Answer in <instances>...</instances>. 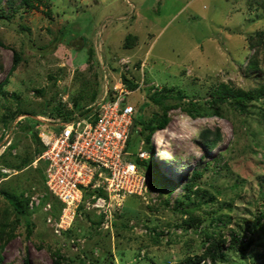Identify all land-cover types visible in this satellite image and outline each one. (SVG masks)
Wrapping results in <instances>:
<instances>
[{
	"label": "rangeland",
	"instance_id": "1",
	"mask_svg": "<svg viewBox=\"0 0 264 264\" xmlns=\"http://www.w3.org/2000/svg\"><path fill=\"white\" fill-rule=\"evenodd\" d=\"M30 1L19 10L20 0L0 1L10 15L0 18V83L8 75L0 91V171L15 174L31 160L36 174L41 132L58 130L61 116H79L122 84L134 121L118 158L133 162L136 174L132 192L104 184L92 199L87 187L59 230L63 203L40 178L26 180L28 168L0 178V189L9 184L27 200L18 213L0 194V220L8 223L0 264H181L204 250L205 234L221 236L225 253L207 264H264V233L258 223L252 232L256 221L264 225V96L245 112L221 103L219 115L192 117L182 105L209 108L204 100L218 96L221 83L236 90L264 82V0ZM14 52L20 60L9 73ZM250 57L258 68L247 69ZM168 105L167 125L147 140L146 124ZM204 128L220 129L212 149L199 138ZM192 170L201 173L188 191L180 184ZM187 209L194 217L184 222ZM233 230L243 242L254 239L243 255Z\"/></svg>",
	"mask_w": 264,
	"mask_h": 264
},
{
	"label": "built area",
	"instance_id": "2",
	"mask_svg": "<svg viewBox=\"0 0 264 264\" xmlns=\"http://www.w3.org/2000/svg\"><path fill=\"white\" fill-rule=\"evenodd\" d=\"M127 92L122 84L108 87L85 114L59 120L58 130L41 132L45 148L37 159L46 162L45 185L64 206L58 230L72 221L87 187L100 189L105 184L117 193L129 191L136 166L122 157L134 116L132 106L122 103ZM141 157L147 159L148 152L142 151ZM96 193L92 199L98 198Z\"/></svg>",
	"mask_w": 264,
	"mask_h": 264
},
{
	"label": "trees",
	"instance_id": "3",
	"mask_svg": "<svg viewBox=\"0 0 264 264\" xmlns=\"http://www.w3.org/2000/svg\"><path fill=\"white\" fill-rule=\"evenodd\" d=\"M36 1L40 2L41 0H36ZM16 2H18V0H6L5 6H9V7H11L13 5L15 6ZM32 6H33V4L30 0H20V4L16 5L14 7V10L15 9H17V10L25 9L27 7H32ZM0 11H1L0 18H5V19L9 20L10 15L4 14L3 6H0ZM21 29H25V27L21 26ZM263 33L264 32H259L258 35L261 36V35H263ZM132 36L133 35H131V34L127 35V39L129 37H132ZM250 46L253 47L252 44H250ZM19 60H20L19 54L14 52L13 63H12V67H11L9 73L12 72L16 68ZM256 68H258L257 60L254 57H250L247 69H256ZM124 81L127 82V86L129 88L136 87L135 84H133L132 82H130L126 78H124ZM7 82H8V75L0 83V91H2L1 90L2 87ZM216 90L218 92V96L211 97L209 99L204 100V104H206L209 108L203 107V105L201 106L200 102H198V101L189 100L188 103L182 104L183 109L192 117L203 116V115L206 116V115H211L212 113L219 115L220 114L219 109H220L221 103L226 102L229 106L234 107V109L236 108L237 110H239L241 112H245L250 107L249 102H252V105H254L253 101H257L258 97H260V95L264 96V82L257 84L252 89H245V88L241 89V88H239L236 90L232 89L228 84L221 83L219 85V87H217ZM181 96H182V94L178 95L179 98ZM261 105L262 106H260V109L262 110V114L264 115V100L261 102ZM169 107H170V105L166 106L160 113H155L154 116L152 117V120L148 124H146L145 129L149 130V132L147 133V136H146L147 140L150 139V136L152 135L153 131L156 128H164L167 125V123L169 121V117L167 116V111H168ZM87 111H88V109L85 108L82 112H80V115L85 114ZM18 112L19 111H17V113ZM14 116H15L14 113L3 116L2 117L3 122L6 123L8 119H11ZM72 118H73L72 115L67 114V115L61 116L60 121L66 122V121L71 120ZM133 121H134V119H133ZM36 134H34V137L40 142V139ZM199 138L204 142V146L206 148L212 149L221 140L220 129L215 128L214 131H211L209 128H204L199 132ZM40 144H41V147L39 148V150L37 152L38 154H40L43 151V149L45 148L43 143L40 142ZM3 157H4V155L1 157V159ZM37 162H38L37 167L34 168L37 171L36 174H35L34 170L29 169V167H32L30 164L31 160L30 161L22 160L20 162V164H18L15 167L18 170L17 173L7 174L5 172L0 171V178L3 179L5 177H8L7 179H10V177L12 176V178L14 179L15 177H17L18 174H20L22 172L23 169L25 170V168H28L30 170L31 174L28 176L27 175L25 176L26 180H31L33 178V176L36 175L38 178H40L42 180V182H43L42 186H44V188L47 189L48 193H50L52 195V193L48 190L47 186L45 185V173H44V171L46 168V162H44L43 160H40V159ZM5 165H7V163H5ZM9 167H11V166L9 165ZM200 173L201 172H199L198 170H192L188 180H186L185 182L180 184L181 187L184 188L185 190H188V191L191 190L193 188V186L197 183L196 179L198 176H200ZM19 178H21V176ZM5 180H3V181H5ZM165 180H166V183H168L171 186V189L177 185V182H174L170 179H165ZM10 187L11 186L9 184H4V187L1 186L0 194L8 201L9 204H11L15 208V210L18 213H22L23 211L20 208L21 203L27 201L26 199L22 198V195L24 194V192H23V190H21L19 195H14V193L16 192L15 191L16 188L9 190L8 188H10ZM99 191H100V189H93L91 194L93 192L99 193ZM48 193H46L47 197H48ZM85 194L83 195L82 200L85 198ZM212 199L213 198H211L210 200L212 201ZM80 208H81V206L78 207V209H80ZM185 213L188 214V219L185 220L184 222H189L191 219H193V217H194V215H193L194 210L193 209H187V210H185ZM256 223L259 224L260 230L262 231V233H264V225L260 224L258 221H256L255 224L252 225V232L254 233V227H255ZM7 224H8L7 221L5 222L4 220H0V234L1 235L4 233H7L6 232ZM233 232L234 233H232V241H234L238 245V247L241 251V255H243L244 251L248 249V247L252 244L254 239H253V237H251L246 242H243L242 240L238 239V236H240L239 232H236L235 230H233ZM10 235L11 234H7V237H9ZM205 237H206L205 240L207 241V244L204 246V250L200 254L187 255L181 264H207L206 263L207 261H210L209 263H215L217 259L224 258L225 253L221 249V245L223 242V240L221 239V236L219 238H217L214 235L205 234ZM0 261H1V256H0ZM27 263H28V260L25 259L24 264H27ZM173 264H176V263H173Z\"/></svg>",
	"mask_w": 264,
	"mask_h": 264
},
{
	"label": "bare ground",
	"instance_id": "4",
	"mask_svg": "<svg viewBox=\"0 0 264 264\" xmlns=\"http://www.w3.org/2000/svg\"><path fill=\"white\" fill-rule=\"evenodd\" d=\"M166 143H168V142H166ZM165 145V144H164Z\"/></svg>",
	"mask_w": 264,
	"mask_h": 264
},
{
	"label": "clouds",
	"instance_id": "5",
	"mask_svg": "<svg viewBox=\"0 0 264 264\" xmlns=\"http://www.w3.org/2000/svg\"><path fill=\"white\" fill-rule=\"evenodd\" d=\"M153 155V154H152ZM150 158H151V156H150Z\"/></svg>",
	"mask_w": 264,
	"mask_h": 264
}]
</instances>
